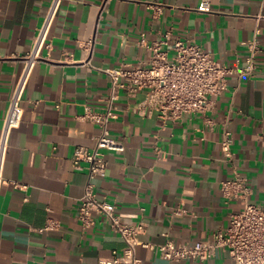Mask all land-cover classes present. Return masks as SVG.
Listing matches in <instances>:
<instances>
[{
    "label": "crops",
    "instance_id": "crops-1",
    "mask_svg": "<svg viewBox=\"0 0 264 264\" xmlns=\"http://www.w3.org/2000/svg\"><path fill=\"white\" fill-rule=\"evenodd\" d=\"M48 2L0 0V130L20 60ZM199 2L63 0L49 34L51 51L42 52L32 71L21 124L9 139L0 192V264H98L121 256L123 240L101 217L87 229L77 220L87 171L73 169L71 159L78 147L92 151L99 134L81 119L86 111L102 112L110 95V78L97 69L148 65L150 48L167 33L161 50L168 59L179 38L222 66L243 68L247 44L259 28L256 69L249 78L228 76L210 111L165 128L155 113H136L145 91L120 92L109 131L124 152L107 153L105 176L92 181L94 196L112 204L126 224L143 223L138 239L153 246L194 245L224 231L241 207L222 199L220 183L235 174L246 180L249 202L264 210V0H210L209 13L196 11ZM224 130L232 138L228 159L220 148ZM136 257L140 264H232L223 249L205 261L168 262L144 248H137Z\"/></svg>",
    "mask_w": 264,
    "mask_h": 264
},
{
    "label": "built area",
    "instance_id": "built-area-1",
    "mask_svg": "<svg viewBox=\"0 0 264 264\" xmlns=\"http://www.w3.org/2000/svg\"><path fill=\"white\" fill-rule=\"evenodd\" d=\"M62 2L63 0H49L31 48L20 60L21 70L10 92L0 130V192L5 184L3 169L9 139L22 121V98L35 65L44 58L42 52L46 51L48 54L51 51L49 34ZM196 11L209 13L210 0H200ZM260 33L261 29L257 28L254 38L247 44V56L244 59L246 66L243 68L238 64L232 68L222 66L198 45L179 38L173 40V57L168 59L166 52L161 50V46L169 40L170 34L167 33L164 40L150 48L154 55L148 65L116 70L97 69L109 76L110 95L104 101L102 112L86 111L81 117L82 120L95 124L99 134L92 151L78 147L71 159L73 169L85 168L87 171V182L77 204L76 218L82 228L87 229L94 224L96 217H101L125 244L121 256L99 259L98 264H140L136 257L137 248L156 251L160 258L174 263L184 260H210L214 258L217 250L223 249L232 264H264V210L249 202L250 189L246 180L238 174L233 179L220 183L222 199L226 203L236 201L241 207L240 211L230 216L228 227L224 231L216 232L211 241L179 246L172 242L153 246L139 241L138 236L144 230V224H126L112 204L100 201L94 196L92 183L94 179L105 176L107 153L124 152L123 143L112 137L109 131V125L115 119L114 102L119 98L120 92L132 96L139 91H145V98L137 104L136 113L139 116L155 113L161 128H165L168 123H176L183 116L205 114L212 109L214 99L226 90L228 76L234 75L241 79L253 75L256 69L255 56L260 51L255 37ZM231 145L230 133L224 130L220 148L227 159L231 154ZM156 152H159L158 149ZM12 185L15 187V184ZM49 227L48 224L45 229Z\"/></svg>",
    "mask_w": 264,
    "mask_h": 264
}]
</instances>
